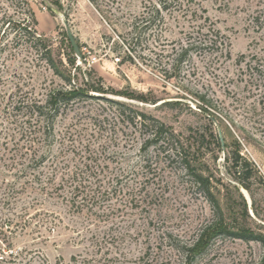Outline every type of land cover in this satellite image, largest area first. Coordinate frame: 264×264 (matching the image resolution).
<instances>
[{
  "label": "rangeland",
  "instance_id": "374dc122",
  "mask_svg": "<svg viewBox=\"0 0 264 264\" xmlns=\"http://www.w3.org/2000/svg\"><path fill=\"white\" fill-rule=\"evenodd\" d=\"M195 1L199 22L207 17L205 26L219 32L217 48H191L179 64L187 40L204 36L189 37V22L173 12L150 18L157 0L29 3L55 59L70 52L65 19L85 57L76 65L90 68L108 90L156 102L114 99L183 138L204 132L207 141L208 128L220 131L249 159L256 170L249 190L217 186L215 193L228 224L263 231L264 0ZM2 3L20 16L18 5ZM14 40V32L0 34V46L7 45L0 53V264H183L186 247L214 216L180 158L161 141L144 147L149 129L133 128L128 111L119 116L103 100L73 103L55 119L52 136L29 135L21 103L63 82L21 34ZM16 98V111L4 107ZM29 136L36 139L31 147ZM201 151L228 184L223 151L208 143ZM191 264H264V247L220 236Z\"/></svg>",
  "mask_w": 264,
  "mask_h": 264
},
{
  "label": "trees",
  "instance_id": "16d2710c",
  "mask_svg": "<svg viewBox=\"0 0 264 264\" xmlns=\"http://www.w3.org/2000/svg\"><path fill=\"white\" fill-rule=\"evenodd\" d=\"M2 2H7V7L5 8L14 7V10H16L18 5L21 12L20 16L17 17V11L8 13V11L4 9ZM0 9H3L0 15L1 37H3L7 31L14 32V41L17 42V33L21 34L23 41L28 44V47L39 52V60L43 61L46 68L63 82V85L60 87L45 90L46 93H44L42 97H28L21 103L22 106L18 109H25V121H28L30 127H33H31V129L29 128V135L43 130L42 135L46 131L47 136H52L54 121L57 116L66 108L72 106L76 101L96 99L114 104L118 109L119 116H122L125 111H128V122L133 128L140 125V127L149 129L150 137L146 139L144 147L147 143L161 141L172 154L180 158L185 171L211 205L214 219L205 223L200 229L196 240L186 247L183 264H191L195 256L202 253L212 240L220 236L242 240H256L264 247V226L262 225L263 231H254L243 224H228L224 219L222 208L215 193L217 186H221L225 189H228V187H236V189H239L241 187L245 190H249L251 180L254 178L256 171L254 164L249 159L243 157L237 149L229 148L228 144L224 141V137L222 148L218 134H215L211 128L207 129V141H205L204 132L190 133L187 137L183 138L179 134H176L170 126L156 118L146 115L142 111L136 110L131 103H125L118 99H114L112 96L136 99L146 103L156 102L155 100L147 99L143 95L136 96L131 92H114L108 90L104 87L100 78H95L93 76V72L90 68L81 69L80 64H83L85 61V57L82 55L81 51L82 62L77 65L75 64L77 60L69 41L70 52L64 53L65 60L61 58L55 59L50 45L43 37L38 35L36 31L37 20L29 0H0ZM199 11H202V9L197 5L195 0H157L156 5L149 8L150 18L160 17V12H173V15H180L189 22V26L192 28V30L188 32L189 37L193 32L204 36L192 40L188 38L189 40L186 42L187 45L184 48L182 47L181 51L177 54V58L175 59L176 64H179L186 57L187 52L191 48H217V37L219 32L211 26H205L208 19L207 17H204L203 22H199V20L203 18L201 14H199ZM76 43L78 45L77 41ZM5 46L7 45L4 44L0 46V53ZM0 93L2 92L0 91ZM2 102L3 101L0 102V105ZM162 104L171 105L168 101ZM3 105L4 107L10 106L12 110L16 111L17 98L11 103L10 100L7 99L4 101ZM208 121L212 123L210 117H208ZM29 137V146L31 147L34 145L36 139L32 136ZM38 139L40 141L45 140L44 136ZM207 143L208 145L214 144L219 151H223V159L228 163V167L231 170L228 184H224L219 177L214 176L207 162L201 156L203 154L201 150L204 144Z\"/></svg>",
  "mask_w": 264,
  "mask_h": 264
},
{
  "label": "water",
  "instance_id": "95a60500",
  "mask_svg": "<svg viewBox=\"0 0 264 264\" xmlns=\"http://www.w3.org/2000/svg\"><path fill=\"white\" fill-rule=\"evenodd\" d=\"M52 10L54 13L58 14V12L56 10H54V9H52ZM62 22H63L64 28H65L66 37H67L68 41L70 42V44L73 48L74 56H75L76 60H78L79 62H82V57L80 54L79 47H78V45H77V43H76V41H75L71 31H70L69 25L65 19H63ZM218 137H219L221 146L223 148V138L221 136L220 131H218Z\"/></svg>",
  "mask_w": 264,
  "mask_h": 264
},
{
  "label": "built area",
  "instance_id": "2783aa9c",
  "mask_svg": "<svg viewBox=\"0 0 264 264\" xmlns=\"http://www.w3.org/2000/svg\"><path fill=\"white\" fill-rule=\"evenodd\" d=\"M84 60H85V58H84ZM94 59L92 58V61H93Z\"/></svg>",
  "mask_w": 264,
  "mask_h": 264
}]
</instances>
